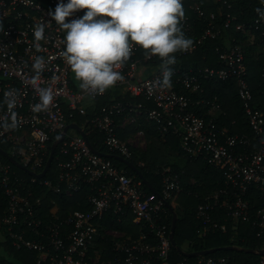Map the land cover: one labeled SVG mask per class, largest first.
Segmentation results:
<instances>
[{
	"label": "built area",
	"instance_id": "built-area-1",
	"mask_svg": "<svg viewBox=\"0 0 264 264\" xmlns=\"http://www.w3.org/2000/svg\"><path fill=\"white\" fill-rule=\"evenodd\" d=\"M213 1L226 3V0ZM56 3L57 0H0V140L6 144L3 151L34 173L19 176L12 169L13 163L0 159V195L6 201L0 214V240L8 239L16 249L34 251V264H238L230 256L210 253L194 256L192 261L184 255L173 261L170 224L166 223L171 211L166 204L173 192L182 189L179 174L169 166L162 167L157 171L161 175L159 195L148 193L140 178L127 174L110 157L94 152L75 129L69 128L76 134L64 131L68 123H76L70 120L76 113L86 115V108L95 99L109 89L121 88L130 96L151 102V106L113 101L101 105L82 124H77L84 131L92 128L101 133L107 151L127 160L138 146L135 141L144 137L141 128L130 129L139 117L157 123L161 133L178 136L181 150L190 158L202 157L212 167H225V186L210 192L194 211L199 236L223 228L220 218L214 217L223 210L236 226L249 224L264 245V98L263 107L254 103L242 45L228 43L225 48L216 47L218 68L185 70L171 65L170 85L162 83L161 59L134 46L129 59L114 69L123 75V81L103 93L75 89L71 86V68L60 55L64 31L48 16ZM258 8L264 10V0H259ZM188 10L206 19V25L190 50L175 55L190 53L201 41L215 37L220 31L215 26V12L207 15L197 1L189 4ZM84 11L78 10L75 15ZM234 20L233 14L226 13L224 28L230 27ZM39 23L46 27L45 39L39 41L37 49L33 30ZM181 24L184 31L189 29L188 15L184 14ZM234 28L243 35L255 38L259 34L262 38L264 16L258 13L252 20L235 23ZM261 51L264 56V47ZM36 57L44 59L39 72L33 68ZM262 72L263 77L264 65ZM202 78L234 81L252 135L230 133L220 125V103L215 96L204 98ZM40 89H48L53 100L46 109L37 112L33 109L40 103ZM86 97L92 102L85 107L82 102ZM198 104L207 107V111H195ZM118 116L121 118L116 119ZM60 133H64V138L52 158L55 181L46 178L51 165L39 178L36 174L45 167L51 141ZM83 185H89L92 191L86 196V209L61 218L52 199L47 214L39 213L42 196L37 194L38 188L71 197ZM253 189L258 190L261 200L257 206L249 199ZM128 216L138 227L136 235L128 229L110 227V222H106L110 217L122 222ZM101 229L102 240L109 237L111 242L109 256H105L103 248H95L94 240ZM260 250L264 247L254 249L258 255L254 264H264V252Z\"/></svg>",
	"mask_w": 264,
	"mask_h": 264
},
{
	"label": "trees",
	"instance_id": "trees-1",
	"mask_svg": "<svg viewBox=\"0 0 264 264\" xmlns=\"http://www.w3.org/2000/svg\"><path fill=\"white\" fill-rule=\"evenodd\" d=\"M193 1L199 2L205 9L207 15L213 11L216 14L215 26L220 31L215 37H208L201 41L197 47L187 54H176V62L172 66L182 67L187 70L188 68L196 69L197 67H214L220 66L216 47L225 48L228 43H240L244 49L245 62L248 68V82L250 83L252 93L254 95V103H260L262 106V99L264 98V76L262 77V66L264 65V56L262 47H264V36L259 37V34L255 36L252 43L247 42L246 35L242 32L236 31L234 28L235 23L244 22L254 19L258 13L256 9L259 5V0H226V3L214 2L213 0H184L183 8L184 13L188 15L189 29L184 31L182 24V30L187 37L192 38L193 42H196L200 37L202 29L206 25V19L198 18L193 13L189 12L188 5ZM230 5L228 7L227 5ZM230 13L235 16V20L231 23L230 27L224 28L225 14ZM258 47V53H257ZM203 96L206 99H213L215 96L221 106V114L219 115V123L228 129L230 133L242 134L246 133L252 135L251 128L248 124L247 117L245 115L242 102L239 99L236 91V86L233 80L222 81L216 78H202ZM72 82V80H71ZM73 88L76 85L71 83ZM182 92L185 90L180 87H176ZM194 98H197V94H193ZM113 101H131V102H143L141 97L130 96L127 92L121 88H112L107 90L106 94L98 97L94 102L86 108V115L75 114L71 121L78 124H82L85 117L93 114L101 105L108 104ZM151 106V102L147 103ZM255 105V104H254ZM263 107V106H262ZM194 110L200 113L207 111V107L198 104L194 106ZM120 119L118 116L116 119ZM134 126L141 128L144 131L149 140L148 148L139 153V149L133 148L132 156L128 159L132 162L143 174V176L150 182V184L158 191L161 190V175L157 173L162 167L155 166L156 163H164L165 166H169L172 171H175L180 176V182L182 189L172 193V197L168 200V203L176 212L177 218L174 228L173 238L176 244L180 247L182 241H188V252L200 251L204 249L218 248V250L210 253L212 255H227L235 260L238 264H254L258 255L255 253L247 252L246 249H258L264 247L260 239L255 235V230L251 229L247 223H237L227 217L225 212L221 210L219 214H216L215 218H220V223L223 224V228H218L213 232L207 233L205 236H199L197 221L194 217V211L196 206L203 202L205 197L212 191L223 188L224 175L223 171L225 167L215 168L207 164L202 158H190L180 148V139L178 136L167 132L161 133L158 129V124L154 121H147L143 117H139L136 123L130 126V129ZM120 131L118 130V133ZM87 139L92 147L102 153L110 154L101 139V133L93 130L92 128H85ZM120 137L124 138V134L120 133ZM53 141H51L52 143ZM0 148L5 150L6 144L0 140ZM168 150L175 152L183 158V163L179 166L174 162L169 161L166 157L161 156V152L168 154ZM154 151V152H153ZM57 152V151H56ZM139 153V154H138ZM116 155V154H114ZM0 159L9 162L7 158L0 154ZM111 160L119 166L126 169L127 174L133 175L136 178V174L128 166L121 161L111 158ZM139 160H145L142 163ZM140 162L142 164H140ZM15 174L19 176L28 177L29 174L11 164ZM46 178H50L55 181V160L52 161L51 171L48 172ZM144 189L149 193L151 190L144 184ZM92 191L89 185H83L79 191L74 193L71 197H65L62 194H55L52 191H46L45 187L38 188L37 194L42 196V204L39 213L43 216L47 214L48 207L52 204L51 200L54 199L59 207L58 214L61 218L73 212L75 210H84L87 208L85 199L87 194ZM254 206L260 204L261 200L258 197V190L253 189L249 195ZM6 206L5 199L0 195V214L3 212ZM172 215L168 211L167 224H171ZM106 222H110V227L119 228L120 230H131L135 235L137 234L138 227L131 222L130 217L123 219L122 222H116L112 217L107 219ZM102 227V221H101ZM101 234L95 237V248H102L105 250V256L110 255L111 242L104 241L101 238ZM235 246L238 249H226L224 247ZM170 255L173 261H177L183 258L174 247L170 248ZM35 252L27 249H16L13 247L8 239L0 240V261L3 264H34ZM189 260H194V257H190Z\"/></svg>",
	"mask_w": 264,
	"mask_h": 264
},
{
	"label": "clouds",
	"instance_id": "clouds-1",
	"mask_svg": "<svg viewBox=\"0 0 264 264\" xmlns=\"http://www.w3.org/2000/svg\"><path fill=\"white\" fill-rule=\"evenodd\" d=\"M78 10L86 11L76 16ZM256 11L264 16V10ZM184 14L182 0H57L54 10L48 12L64 31L60 55L80 87L96 93L124 80L114 69L129 59L134 46L161 59L162 83L170 85L175 53L193 46L192 38L181 27ZM45 27L44 23L34 27L37 49L39 41L45 39ZM43 67V57H36L33 68L39 72ZM39 95L40 103L33 109L37 112L53 100L48 89H40Z\"/></svg>",
	"mask_w": 264,
	"mask_h": 264
},
{
	"label": "water",
	"instance_id": "water-1",
	"mask_svg": "<svg viewBox=\"0 0 264 264\" xmlns=\"http://www.w3.org/2000/svg\"><path fill=\"white\" fill-rule=\"evenodd\" d=\"M69 128H73L75 129L80 135H82L88 142L90 148L94 151V152H97L101 155H105V156H108L110 158H115L121 162H123L126 166H128L130 169L133 170V172L138 176V178H140L142 180V182L152 191L154 192L155 194L159 195L158 194V191L150 184V182L143 176V174L140 172V170L132 163L130 162L129 160L127 159H124L118 155H114V154H106V153H102L96 149H94L92 147V145L90 144V142L88 141L87 139V135L85 133V131L77 124V123H73V122H70L66 125L64 131H66L67 129ZM64 138V133H60L58 136L55 137V139L53 140V142L51 143V146H50V153H49V156H48V159L46 161V164H45V167L44 169L41 171V173L39 174H36L37 177H43L46 173V171L48 170V168L50 167L51 165V161H52V158H53V154H54V151L58 145L59 142L62 141V139ZM0 153L6 157L11 163H13L14 165H16L17 167L21 168L22 170H24L25 172H27L28 174H31V175H34V173L32 171H30L27 167H25L24 165H22L21 163H19L15 158H13L12 156L8 155L5 151H3L1 148H0ZM167 207L169 208V210L171 211L172 213V219H171V224H170V234H169V237H170V243L171 245L182 255L184 256H187V257H194V256H197V255H202V254H209V253H212L216 250H218V248H211V249H204V250H200V251H192V252H188V251H183L175 242L174 238H173V234H174V228H175V223H176V218H177V215H176V212L174 211V209L171 207V205L169 203L166 204ZM226 249H238V247H235V246H229V247H224ZM247 252H250V253H255L254 250L252 249H246ZM260 253L264 252V250H260L259 251Z\"/></svg>",
	"mask_w": 264,
	"mask_h": 264
},
{
	"label": "rangeland",
	"instance_id": "rangeland-1",
	"mask_svg": "<svg viewBox=\"0 0 264 264\" xmlns=\"http://www.w3.org/2000/svg\"><path fill=\"white\" fill-rule=\"evenodd\" d=\"M246 40L249 43L255 42L254 41V37H251V36H246ZM256 51L258 53V47H257ZM70 77H71V80H72L73 84L76 85V88L77 89H81L80 81H78V80H76L74 78V75H73L72 71H71ZM91 102L92 101L89 98L86 97L83 100L82 105L86 107ZM68 133L69 134H76L75 131H73L72 129H68ZM135 143H137L138 146L136 148L139 149V153H140V152L145 151L148 148L149 140L147 139L146 135H144L143 139L139 138V141L138 142L135 141ZM161 156L162 157H166L169 161L174 162V163H176L179 166L183 163V158L180 155L176 154L175 152H173L171 150H168V154H166L165 152H161ZM139 161H141L142 163L146 164L145 160L144 161L143 160H139ZM155 166L166 167L164 163H156ZM180 248L183 251H187V249H188V241L187 240L182 241L181 244H180Z\"/></svg>",
	"mask_w": 264,
	"mask_h": 264
},
{
	"label": "crops",
	"instance_id": "crops-1",
	"mask_svg": "<svg viewBox=\"0 0 264 264\" xmlns=\"http://www.w3.org/2000/svg\"><path fill=\"white\" fill-rule=\"evenodd\" d=\"M75 89H77V88H75Z\"/></svg>",
	"mask_w": 264,
	"mask_h": 264
}]
</instances>
